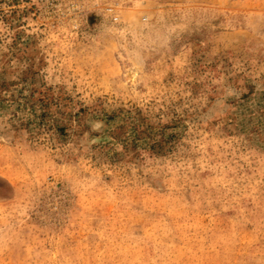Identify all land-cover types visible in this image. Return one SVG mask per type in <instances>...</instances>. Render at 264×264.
<instances>
[{"label": "rangeland", "instance_id": "1", "mask_svg": "<svg viewBox=\"0 0 264 264\" xmlns=\"http://www.w3.org/2000/svg\"><path fill=\"white\" fill-rule=\"evenodd\" d=\"M0 264H264V0H0Z\"/></svg>", "mask_w": 264, "mask_h": 264}]
</instances>
